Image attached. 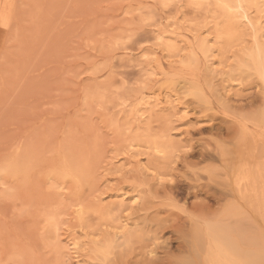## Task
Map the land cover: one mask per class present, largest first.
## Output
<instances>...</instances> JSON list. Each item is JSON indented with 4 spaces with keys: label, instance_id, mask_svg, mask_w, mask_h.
<instances>
[{
    "label": "rangeland",
    "instance_id": "rangeland-1",
    "mask_svg": "<svg viewBox=\"0 0 264 264\" xmlns=\"http://www.w3.org/2000/svg\"><path fill=\"white\" fill-rule=\"evenodd\" d=\"M263 113L264 0H0V264H264Z\"/></svg>",
    "mask_w": 264,
    "mask_h": 264
},
{
    "label": "bare ground",
    "instance_id": "bare-ground-1",
    "mask_svg": "<svg viewBox=\"0 0 264 264\" xmlns=\"http://www.w3.org/2000/svg\"><path fill=\"white\" fill-rule=\"evenodd\" d=\"M223 5H225V4H223ZM10 14V13H9ZM249 23V22H248ZM247 60V59H246ZM250 61V60H249ZM249 61H247V62H249ZM230 79V78H229ZM264 114V113H263ZM155 152L156 153H158V154H164V149L163 148H161V147H159V146H157L156 148H155ZM165 155V154H164ZM231 166V165H230ZM230 182H231V180H230ZM233 184V183H232ZM231 192V191H230ZM233 192V191H232ZM126 224V223H125ZM117 239V238H116ZM151 254H153V251H151Z\"/></svg>",
    "mask_w": 264,
    "mask_h": 264
}]
</instances>
